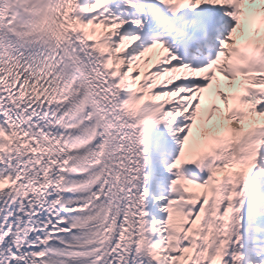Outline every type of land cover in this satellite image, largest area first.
I'll use <instances>...</instances> for the list:
<instances>
[{"label":"snow or ice","instance_id":"snow-or-ice-1","mask_svg":"<svg viewBox=\"0 0 264 264\" xmlns=\"http://www.w3.org/2000/svg\"><path fill=\"white\" fill-rule=\"evenodd\" d=\"M79 4L87 9L96 4V0H79ZM106 9L105 12L97 6L95 11L84 14L83 20L92 21L103 15L114 19L119 25V34L113 36L114 42L132 44L123 53L126 59L143 57L145 62L151 63L153 72L164 68H187L190 71L186 78L155 88L156 93H178L173 102L164 106V112L170 114L168 119L174 118V122L169 124L166 121L148 129V141L144 148L140 192H146L148 197L142 210L147 212L150 222L165 221L169 201L179 198L174 192L176 175L172 170L181 155V146L189 129L192 128L196 138H209L204 145L207 149L211 150L215 144L216 154L223 152L220 145L230 135L228 121L234 114L226 112L229 95L225 89L230 87L228 81L233 77L220 69L237 60L247 59L248 53L258 54L264 59V0H108ZM78 39L73 40V46L81 47ZM83 59L85 63L89 62L87 56ZM102 63L103 57L92 58L93 68ZM66 71L75 74L72 67ZM118 83V80H110L109 86ZM124 98V94H121L120 99ZM261 101L256 106V112H264V96ZM4 119L0 115V124ZM194 120L197 122L195 127ZM261 156L264 157V149H261ZM224 163L216 160L221 168ZM184 173L198 184L209 181V172L201 171L195 165L186 167ZM231 174H236L238 181L250 179L251 186L244 183L238 192L232 193L240 198V203L233 246L228 255L237 259L243 256L245 264H256L249 255L255 249L249 247L245 252L244 243L246 232L247 243H255L251 237L254 231L251 224L257 216L264 218V159L254 168L225 169L221 178ZM6 187L0 184V191ZM64 198L67 203L76 197L67 193ZM80 206L68 203L65 208L60 204L59 196L53 195L43 208L37 206L33 209L25 205L24 212H21L19 204L13 206L6 200H0V237L17 227L36 229L23 247H17L12 234L4 239L0 244V264H93L95 257L71 260L67 255H61L69 251L72 238L76 236L73 223L75 217L79 216V213H70L67 209ZM201 207V203H196L191 208L193 219L200 213ZM223 208L222 205V211ZM25 212L34 215L26 216ZM152 239L158 240L159 237ZM41 241L49 242L41 244ZM188 246L185 240L183 247ZM115 248L116 242L112 245V249ZM41 253L44 254L42 260L33 258ZM257 255H264V248ZM100 264H154V261L130 248L113 251ZM229 264H234V261L229 260ZM260 264H264V261H260Z\"/></svg>","mask_w":264,"mask_h":264},{"label":"bare ground","instance_id":"bare-ground-1","mask_svg":"<svg viewBox=\"0 0 264 264\" xmlns=\"http://www.w3.org/2000/svg\"><path fill=\"white\" fill-rule=\"evenodd\" d=\"M27 1L4 0L3 3L5 6L10 3L7 7L12 11L20 3ZM97 6L103 8L101 2H96L91 8L85 9L80 6L78 1L70 22L67 21L62 24L59 21H54L51 23V28H53L54 35L58 40V45L76 63L82 75L83 84L90 90V97H92L94 105L99 109L100 126L97 131L102 133L107 141V152L103 166L104 169L111 172V190L106 199H109L111 208L114 209L119 217L124 219L123 222L118 220L117 224L111 228L106 257L111 255L113 251L131 248L147 255L149 259L154 261V264H167L162 254L157 250L155 240L152 239L156 235L153 227L154 222H150L147 219V212L142 210L144 204L147 203L148 194L146 192L141 194V185L140 188H137V181H140V179L142 181L143 179L142 167H140L141 162L129 145V133L120 124L118 106L115 107L117 95L109 93L106 86L108 78L101 74L98 67H92L93 57H91L90 51L98 48L99 50H104L106 54H111L110 42L113 41V36L118 34L117 31H113L104 25L102 16L92 21L86 22L83 20V15L87 12L95 11ZM51 20H55V18ZM77 38H79L78 43L81 47L73 46V40ZM0 39L4 40L3 43L5 41L12 43L13 38L5 26L3 29L0 28ZM85 56L88 57V63H85L83 59ZM142 62L144 63L145 61L143 60ZM161 63H164V61H161ZM223 70L224 67L220 69L221 72ZM134 73H138V75L129 76L124 80L127 92L132 93L139 86L141 87L143 75L141 72ZM158 73L160 83H153L145 89L149 99V106L146 105L139 114L138 126L144 128L143 131L147 138L148 129L166 121L169 124L174 122V118L173 120L168 119L170 114L164 112V106L173 102L178 93H156L154 92L155 88L163 85V83L172 84L189 75L184 73L183 70H178V68H164ZM228 84L230 87L225 89V91L229 95L235 82H228ZM106 93L108 97L104 99L103 95ZM35 101L37 102L36 106L34 104ZM35 101H32L34 105L30 107L29 103H26L25 98L19 96L15 104L13 103L12 105L0 96V115L5 118L3 123L0 124V166H3L0 168V184L7 185L3 191H0V200H6L13 206L19 204L21 212H24L25 205L33 209L37 206L43 208L50 197L59 193V186L66 173L60 162L61 147L54 140L52 133L55 123L46 115L47 106L45 103L39 101V99ZM229 128L231 132L225 143L224 154L218 158L225 162L224 167L221 168L217 165L216 167L208 168L210 173V178L207 182L208 189L204 193L201 202V211L192 222L193 226H195V223L200 225L199 222L205 219L208 234L205 232L202 235L203 243L201 241L200 245L196 242L197 235L195 232L190 236H188V231L183 234V244L185 240L189 243L188 247H183L185 254L183 264H196L197 261L202 264H219L220 256L215 254L213 244V241L216 242L219 236L223 240L224 245L227 246L220 264H229V260H233L234 264H243L244 257L237 259L228 255L229 250L233 246V234L238 220V217L234 215L237 212V208H230L225 204L223 213H220V204L226 203L232 197L231 182L234 174L223 179L221 176L225 169L232 168V158L235 154L237 143L240 142L234 132V128L232 126H229ZM204 141L207 144L209 138L206 137ZM199 144H194L192 153L188 149L183 152L185 161L195 155V150L200 146ZM230 180L231 182L227 184V181ZM221 182H226L223 190H221ZM119 185L125 188L117 190ZM135 189L139 193L137 197L133 196L135 195ZM129 193L133 198L129 196ZM129 197L130 199L127 200ZM135 205L137 211L136 216L132 219L134 223H132V226H126V219H128L127 208ZM229 208L234 210V214L230 213ZM24 214L26 216L34 215V213L27 212ZM35 230L31 227L9 229L4 236L0 237V244L12 234L15 237L17 247H23L28 243V237L31 232ZM251 237H253V233H251ZM247 240L248 234L246 232L245 252L250 247ZM48 242L42 241L40 243L47 244ZM114 242H116V248L112 249ZM191 244H195V246L192 247L190 246ZM39 255L33 258L39 259ZM13 259L22 258L13 257Z\"/></svg>","mask_w":264,"mask_h":264},{"label":"rangeland","instance_id":"rangeland-1","mask_svg":"<svg viewBox=\"0 0 264 264\" xmlns=\"http://www.w3.org/2000/svg\"><path fill=\"white\" fill-rule=\"evenodd\" d=\"M112 49V54L115 55L116 61L119 64V66H122V71H123V75L125 77V79H127V77L132 76L134 74V72H141V74L143 75V81L141 83V88L144 90L147 87H149L151 84L156 83L159 84V73L158 72H153L152 66L150 63L147 62H142V57H137L135 59H126L125 56L123 55L124 52H126L131 46L132 44L130 42H122L120 44H116L113 41L110 42L109 45ZM120 54V55H119ZM119 57H118V56ZM163 85H166L163 83ZM188 142L190 141V139L187 140ZM192 188L194 186H191ZM174 192L175 193H179V185H175L174 186ZM179 198L182 199V196L179 195ZM189 214H191V210H189ZM163 221L157 220L154 221L153 223V227L155 229V237H159L158 240H155V245L157 250L162 254V256L164 257L165 261L167 264H183V262L185 261V256L183 254V258L179 259L178 261H174V257H171L168 254V250L165 249V245L163 244L164 240H165V236L163 234V225H162ZM192 232H195V230L193 229ZM197 234L196 235H203L205 232L204 230L200 231H196ZM198 237V236H197ZM203 236H200L198 238H200L199 241V245L202 241L203 243V238H201ZM220 244V243H219ZM179 249H181V240L179 241V245H178ZM253 248V247H252ZM182 251V249H181ZM215 254L218 256L220 253V247L214 248ZM254 252H251L249 255L252 258V255ZM254 255L256 256V252L254 253ZM198 264H202L200 261H197Z\"/></svg>","mask_w":264,"mask_h":264}]
</instances>
